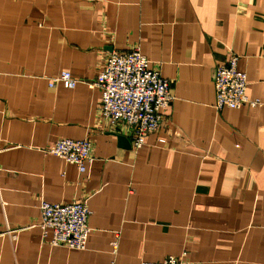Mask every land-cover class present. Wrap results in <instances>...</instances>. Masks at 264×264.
Listing matches in <instances>:
<instances>
[{
	"label": "crops",
	"instance_id": "1",
	"mask_svg": "<svg viewBox=\"0 0 264 264\" xmlns=\"http://www.w3.org/2000/svg\"><path fill=\"white\" fill-rule=\"evenodd\" d=\"M135 46L174 96L138 151L120 145L129 130L100 116L91 85L108 54ZM231 53L262 105L214 107V69ZM62 70L75 87L49 86ZM61 138L92 142L83 172L43 152ZM78 200L86 248L48 244L40 202ZM168 255L264 264V0H0V264Z\"/></svg>",
	"mask_w": 264,
	"mask_h": 264
},
{
	"label": "built area",
	"instance_id": "2",
	"mask_svg": "<svg viewBox=\"0 0 264 264\" xmlns=\"http://www.w3.org/2000/svg\"><path fill=\"white\" fill-rule=\"evenodd\" d=\"M238 55L231 53L222 64L214 69V107L238 109L247 104L260 106L259 99H250L246 94L247 78L237 67ZM77 79L63 70L49 80V86L61 84L73 88ZM91 85L100 91L99 113L112 126L122 124L129 130L130 146L140 150L149 134L157 131L165 116L163 109L169 107L174 99L171 93V81L163 77L157 68L150 67L149 60L135 46L128 51L111 52ZM160 142H165L160 139ZM92 142L87 139L61 138L43 149L74 164L80 172L92 159ZM42 238L52 246H64L69 249L86 248L90 231L88 219L90 211L84 201L68 203L39 204ZM111 242L117 249L119 233H115ZM110 264H115L113 261ZM136 264H183L182 258L168 255L161 261L142 260Z\"/></svg>",
	"mask_w": 264,
	"mask_h": 264
},
{
	"label": "water",
	"instance_id": "3",
	"mask_svg": "<svg viewBox=\"0 0 264 264\" xmlns=\"http://www.w3.org/2000/svg\"><path fill=\"white\" fill-rule=\"evenodd\" d=\"M117 139L122 147H126V148L130 147L129 140L125 136L117 135Z\"/></svg>",
	"mask_w": 264,
	"mask_h": 264
},
{
	"label": "rangeland",
	"instance_id": "4",
	"mask_svg": "<svg viewBox=\"0 0 264 264\" xmlns=\"http://www.w3.org/2000/svg\"><path fill=\"white\" fill-rule=\"evenodd\" d=\"M63 71V70H62ZM255 99H257V98H255Z\"/></svg>",
	"mask_w": 264,
	"mask_h": 264
}]
</instances>
